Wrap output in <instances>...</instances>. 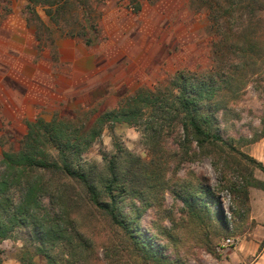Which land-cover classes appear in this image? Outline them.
<instances>
[{
	"label": "rangeland",
	"instance_id": "obj_1",
	"mask_svg": "<svg viewBox=\"0 0 264 264\" xmlns=\"http://www.w3.org/2000/svg\"><path fill=\"white\" fill-rule=\"evenodd\" d=\"M88 1L89 15L104 18L121 12L96 34L89 23L94 44L83 42V47L95 52L97 68L84 75L77 94L53 104L41 119L77 139L70 163L89 175L97 189L107 182L112 164L127 178L123 214L138 222L136 234L149 239L159 255L172 264H209L219 259L227 239L252 225L247 206L236 196L242 176L251 170L260 179L264 173L229 149L184 148L179 132L155 144L150 139L159 127L155 105L143 107L134 125L104 117L141 90L171 103L180 92L173 86L181 76L188 83L207 85L201 113L214 115L223 139L264 162V13L253 17L248 13L253 8H247L248 2L260 7L264 0H237L234 6L214 0L216 19L209 16L207 0ZM69 5L60 28L71 37L82 30L83 16ZM37 120L0 119V159L4 152L20 150L28 124ZM94 134L99 135L92 141ZM44 149L61 165L57 148L47 143ZM38 177L49 189L44 199L48 211L71 214L72 221L65 222L69 233L60 241L82 251L86 247L84 256L69 245L56 248L64 264H157L138 254L134 240L88 202L82 186L57 174ZM259 192L250 189V194ZM14 196L19 201L21 194ZM219 211L228 222V234ZM36 233L33 225L17 227L0 245L3 264H47L37 254L41 241Z\"/></svg>",
	"mask_w": 264,
	"mask_h": 264
},
{
	"label": "trees",
	"instance_id": "obj_2",
	"mask_svg": "<svg viewBox=\"0 0 264 264\" xmlns=\"http://www.w3.org/2000/svg\"><path fill=\"white\" fill-rule=\"evenodd\" d=\"M28 1L35 6L48 7L47 14L59 24L62 18L59 16L66 13L70 2L72 6H80L84 16L89 15L88 0ZM221 1L223 2V0ZM224 2L234 6L238 1L224 0ZM219 3L217 1V4ZM215 4L214 0H207L205 3L212 19L217 17ZM247 6V8H253L248 12L253 17L257 13H264V1L260 7H257L256 4L252 5L251 2H248ZM253 6L256 7L254 8ZM89 23H91L90 20L85 17L81 23L82 30L78 33L79 36L89 35L87 30ZM91 41V38H87L88 44H91ZM177 81L173 87L180 89V92L171 103L166 101L161 103L159 94L141 90L128 98L120 106L119 110L106 113L104 118L112 123L134 125V121H137L142 116L143 107L154 108L155 105L154 111L159 115V127L153 128L155 132L152 131L153 138H150L151 141L154 139L155 144L159 143V139L166 141L167 135L178 134L179 132V134H182L184 148L185 145L187 148L196 145L202 152L208 151V148L222 151L229 149L232 153L242 157L249 165L264 173V164L262 162L237 151L223 139L217 128L214 127V115L201 113V104L206 100L204 95L208 91L207 85L188 83L181 76ZM172 93L173 91H171ZM98 123L103 125L104 121L100 119ZM95 135L99 134H94L91 138L92 141L95 140ZM47 143L57 148L58 157L62 162L61 165L57 160L51 161L48 158V153L44 149ZM76 146V138L67 136L66 131L57 127L54 122H46L43 119H39L28 124V132L24 136L19 151L4 152L2 154L0 159V245L13 237L12 235L17 227L33 225L41 241L37 248V254L43 256L47 264H64L62 258H58L55 251L56 248L58 249L64 245H69L73 251L79 250V253L83 256L86 255V247L83 246L82 251L81 246L74 245L72 242L60 241L67 237L69 233L66 223L72 221L71 214L67 211L51 213L48 211L47 206L44 205L45 195L49 189L43 185L42 179L38 175L42 177L45 173H52L82 186L88 202L114 226L122 229L134 240L135 249L142 258L157 264H172L166 256L159 255V252L148 242L149 239H144L142 235L136 234L138 232L133 226L138 228V222L124 216L122 205L129 186L127 178L120 177L115 165L112 164L109 168L107 182L102 184L100 190L97 189L96 184L89 175L80 169L74 168L70 163L69 159ZM242 178L243 184L238 186V191L236 189L235 191H237L236 196L239 201L247 206L249 216L250 189L253 188L264 192V181L256 178L251 170L246 177L243 175ZM14 194H21L19 201ZM220 216L224 233L228 234V222L222 213H220ZM61 242L63 244H60ZM1 255L2 251L0 249V264H3ZM21 263L24 264V261H21Z\"/></svg>",
	"mask_w": 264,
	"mask_h": 264
},
{
	"label": "crops",
	"instance_id": "obj_3",
	"mask_svg": "<svg viewBox=\"0 0 264 264\" xmlns=\"http://www.w3.org/2000/svg\"><path fill=\"white\" fill-rule=\"evenodd\" d=\"M47 10L28 0H0V119H41L53 104L77 94L84 75L97 68L95 52L83 47V42L94 44L92 31L87 29L91 44L78 33L66 36ZM75 10L94 23L95 34L121 12L99 18L84 16L80 6ZM259 193L249 194L250 228L233 238L234 245L220 248L219 259L209 264H264V192Z\"/></svg>",
	"mask_w": 264,
	"mask_h": 264
},
{
	"label": "built area",
	"instance_id": "obj_4",
	"mask_svg": "<svg viewBox=\"0 0 264 264\" xmlns=\"http://www.w3.org/2000/svg\"><path fill=\"white\" fill-rule=\"evenodd\" d=\"M234 243L235 242H234L233 238H229L225 241L224 246H232V245H234Z\"/></svg>",
	"mask_w": 264,
	"mask_h": 264
}]
</instances>
